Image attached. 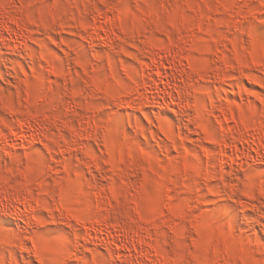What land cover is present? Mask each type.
I'll return each instance as SVG.
<instances>
[{
	"label": "clouds",
	"instance_id": "9594fccd",
	"mask_svg": "<svg viewBox=\"0 0 264 264\" xmlns=\"http://www.w3.org/2000/svg\"><path fill=\"white\" fill-rule=\"evenodd\" d=\"M0 264H264V0H0Z\"/></svg>",
	"mask_w": 264,
	"mask_h": 264
}]
</instances>
